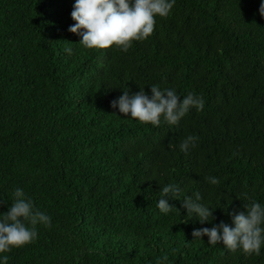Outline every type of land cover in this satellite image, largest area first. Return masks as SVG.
<instances>
[{
    "label": "trees",
    "instance_id": "trees-1",
    "mask_svg": "<svg viewBox=\"0 0 264 264\" xmlns=\"http://www.w3.org/2000/svg\"><path fill=\"white\" fill-rule=\"evenodd\" d=\"M74 2L0 0V214L20 187L52 218L8 264H264V249L194 241V228L213 223L182 207L199 192L213 222L233 226L245 193L264 204L261 0H176L126 53L76 45ZM151 85L195 92L205 107L171 127L111 108ZM188 135L197 146L181 152ZM168 183L182 188L169 200L180 212L164 215L156 204Z\"/></svg>",
    "mask_w": 264,
    "mask_h": 264
},
{
    "label": "clouds",
    "instance_id": "clouds-1",
    "mask_svg": "<svg viewBox=\"0 0 264 264\" xmlns=\"http://www.w3.org/2000/svg\"><path fill=\"white\" fill-rule=\"evenodd\" d=\"M175 4L176 0H75L71 12L75 23L68 31L80 37L76 45L83 49L115 48L126 53L134 41H145L151 37L156 18H167ZM259 15L264 17V0H261ZM63 51L69 56L74 54L71 46H66ZM204 107L203 97L195 92L181 97L174 88L162 89L159 85H151V95L143 88L131 95L129 90H124L121 96L111 101L113 110L118 109L123 116L153 127H160L162 123L170 127L178 126L192 109L200 112ZM198 140L199 137L188 135L179 143L180 151L187 153L197 146ZM205 180L211 185L219 183L215 176H207ZM159 195L156 207L162 214L178 211L169 203L170 199L179 200L182 195L178 184L164 185ZM244 196L249 200L244 204L246 212L232 215L233 226L224 222L216 225L213 222L214 211L202 202L199 192L185 197L182 207L187 218L195 216L201 225L213 223L211 228H194L193 240L203 241V237H207L210 246L222 243L228 252L239 250L247 256L260 255L264 249V204L247 193ZM38 226L51 228V216L41 211L22 188H15L11 206L6 213L0 214V264H8L7 253L13 248L34 242L39 235Z\"/></svg>",
    "mask_w": 264,
    "mask_h": 264
}]
</instances>
